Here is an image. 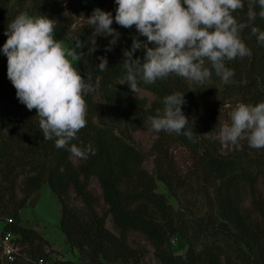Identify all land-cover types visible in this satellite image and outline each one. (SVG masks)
<instances>
[{"label": "trees", "instance_id": "16d2710c", "mask_svg": "<svg viewBox=\"0 0 264 264\" xmlns=\"http://www.w3.org/2000/svg\"><path fill=\"white\" fill-rule=\"evenodd\" d=\"M249 0L243 10L233 15L248 26L241 37L252 50L250 57L236 58L226 66L235 75L224 83L213 71L203 85L175 74L155 84L139 87L148 90L154 99L147 103L133 93L128 84H120L126 74L124 50H131L133 39L148 43L136 27H112L120 37L107 51L111 36L97 34L87 23L97 8L115 17V0H99L97 6L85 0H0V212L11 218L3 224L16 235L19 246L37 242L36 249L21 252L13 261L0 255V264H36L44 258L49 264H75L54 249L45 252L48 241L33 228L21 225L20 210L42 185L47 184L60 205L59 227L66 244L78 252L82 264L116 262L141 264L142 252L130 242L129 235L137 233L152 246L157 264H264V149L249 147L247 140L223 152L216 128L213 136H201L194 123L208 115L215 123L216 114L225 104L230 112L239 103L264 102V44L252 34V27L264 31V18L257 15L249 21ZM254 10L258 13L259 7ZM21 12L30 16L45 15L57 22L55 36L76 48L79 41L83 53L79 60L80 74L91 76L94 92L85 99L88 104L87 126L72 143L91 144L95 155L77 158L65 149H58L55 140L45 141L35 109L29 111L16 94L8 79V61L2 49L7 41L8 25ZM154 47L153 44H148ZM146 53L140 49L135 58ZM100 57H106L108 68L99 69ZM206 66H209L206 62ZM175 92L184 94L182 111L190 121L194 137L157 132L151 146L153 171L143 165L145 154L131 138V133L156 116L164 107L163 100ZM229 99H232L231 101ZM179 145L192 157L197 169L199 188L215 207L216 214L183 224L178 212L163 193L157 191L156 181H162L170 192L186 184L177 175L170 146ZM75 157L77 162H74ZM95 178L101 193L95 194L90 181ZM110 218L115 231L106 226ZM1 221V220H0ZM186 234L184 255L174 254L171 239L178 232Z\"/></svg>", "mask_w": 264, "mask_h": 264}, {"label": "clouds", "instance_id": "9594fccd", "mask_svg": "<svg viewBox=\"0 0 264 264\" xmlns=\"http://www.w3.org/2000/svg\"><path fill=\"white\" fill-rule=\"evenodd\" d=\"M115 17L99 8L93 11L87 23L97 34L111 36L107 51L112 50L120 37L113 27H136L148 43L133 39L131 50H124L126 74L120 84H128L138 94L140 81L155 84L175 74L203 85L212 78L213 71L224 83L235 75L226 66L236 58L252 55V50L241 37L248 26L238 22L234 13L243 10L245 0H115ZM258 6L257 13L254 8ZM264 18V0H249V21ZM57 22L45 15L18 14L8 25L3 53L8 61V79L16 89L18 100L29 111L35 109L45 141L55 140V146L67 149L71 155L87 159L95 155L91 144L72 143L87 126L88 104L85 97L94 92L91 76L80 74L74 61L82 59L75 49L55 36ZM252 34L264 44V31L252 27ZM149 47L148 44H153ZM140 49L143 60L134 59ZM99 69L108 68L106 57H100ZM206 62L209 66H206ZM184 94L175 92L163 100L162 114L149 116L155 132L183 134L189 139L196 135L189 119L182 111ZM222 143L238 144L247 140L249 147L264 149V102L239 103L230 112V123L222 126L218 136Z\"/></svg>", "mask_w": 264, "mask_h": 264}, {"label": "rangeland", "instance_id": "374dc122", "mask_svg": "<svg viewBox=\"0 0 264 264\" xmlns=\"http://www.w3.org/2000/svg\"><path fill=\"white\" fill-rule=\"evenodd\" d=\"M85 1L90 5L97 6L99 0ZM65 46L69 49H75L70 48L66 42ZM76 50L78 52V49ZM73 63L74 66H77L79 69V60L74 61ZM137 95L145 98L147 103H150L154 99V95L145 89H141ZM229 100L231 101L232 99ZM231 104L232 103L225 104L224 107L219 110V113L216 114L215 117V123L210 120L208 115H206L194 123V129L199 135L206 137L213 136L214 130H216V128L221 131L222 126L228 123V109ZM156 135L157 132L151 128L150 124H144L139 129L131 133V138L134 144L145 154L143 165L149 171H153V156L151 154V146ZM232 146L233 144L231 143L221 142V149L223 152L230 151ZM169 149L172 154L171 156L174 169L177 175L185 180L186 184L177 187L172 193L162 181L157 180V191L163 193L166 196L169 203L178 212V217L183 222V224H191L195 220L203 219L206 216L215 215V207H211L209 201L199 188V180L196 176L197 169L193 164L192 157L189 152L176 144L170 146ZM72 159L74 162H77L75 157H72ZM89 188L95 194L100 195L101 190L95 178L91 179ZM20 214L21 225L33 228L48 241L49 245L43 246L45 252L50 251V249H54L55 251L59 252V255L51 254V256L71 259L75 264H82L78 258L77 250L71 249L65 242V237L59 227L60 205L47 184L42 185L40 190L29 198V202L27 201ZM4 217H8V215L0 212V220H2ZM1 224L2 223L0 221V225ZM106 226L110 230L115 231L110 218L107 219ZM187 228L188 229L185 230V233H176V240L170 243V248L174 254H185L188 247L186 234H190L191 231V228ZM129 239L132 246L136 248L138 252H142L141 264H157L153 254L152 246H150L141 235L137 233H131L129 235ZM38 246L37 242H34L33 244L26 243L21 245L20 248L22 253L27 254L29 250H34ZM100 264L127 263H124L121 260L116 262H106L105 260H102Z\"/></svg>", "mask_w": 264, "mask_h": 264}, {"label": "built area", "instance_id": "2783aa9c", "mask_svg": "<svg viewBox=\"0 0 264 264\" xmlns=\"http://www.w3.org/2000/svg\"><path fill=\"white\" fill-rule=\"evenodd\" d=\"M11 218H5L1 220L0 225V255L3 259L8 261H13L17 255L20 254V246L16 241V235L5 230L3 227L4 223L11 222ZM175 238L171 239V242H174ZM36 264H49L44 258H38L35 262Z\"/></svg>", "mask_w": 264, "mask_h": 264}, {"label": "crops", "instance_id": "0c3cea01", "mask_svg": "<svg viewBox=\"0 0 264 264\" xmlns=\"http://www.w3.org/2000/svg\"><path fill=\"white\" fill-rule=\"evenodd\" d=\"M36 193H37V192H36ZM36 193H34V194H36ZM30 200H31V199H30ZM28 202H29V199H28ZM21 210H22V209H21ZM21 210H20V212H21ZM20 212H19V213H20ZM20 216H21V214H20Z\"/></svg>", "mask_w": 264, "mask_h": 264}]
</instances>
